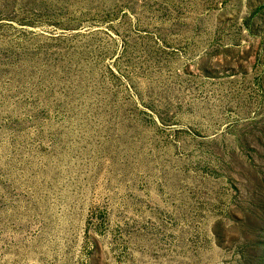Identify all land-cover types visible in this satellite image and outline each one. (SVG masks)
<instances>
[{
    "label": "rangeland",
    "instance_id": "obj_1",
    "mask_svg": "<svg viewBox=\"0 0 264 264\" xmlns=\"http://www.w3.org/2000/svg\"><path fill=\"white\" fill-rule=\"evenodd\" d=\"M0 264H264V0H0Z\"/></svg>",
    "mask_w": 264,
    "mask_h": 264
}]
</instances>
